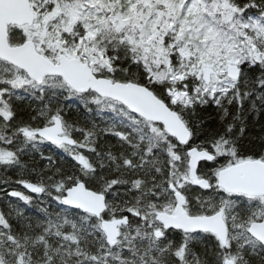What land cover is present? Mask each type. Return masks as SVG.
I'll list each match as a JSON object with an SVG mask.
<instances>
[{
    "label": "snow or ice",
    "instance_id": "6c2138e0",
    "mask_svg": "<svg viewBox=\"0 0 264 264\" xmlns=\"http://www.w3.org/2000/svg\"><path fill=\"white\" fill-rule=\"evenodd\" d=\"M254 94L264 0H0V264H264Z\"/></svg>",
    "mask_w": 264,
    "mask_h": 264
},
{
    "label": "trees",
    "instance_id": "16d2710c",
    "mask_svg": "<svg viewBox=\"0 0 264 264\" xmlns=\"http://www.w3.org/2000/svg\"><path fill=\"white\" fill-rule=\"evenodd\" d=\"M253 102L256 104V108L258 109V111L252 110ZM209 113L211 114V117L215 120L216 124H218V113L214 109H209ZM80 116L81 114L78 111V105L76 103H72L70 105L69 118L77 119ZM94 119L98 124H100L101 127H103V122L100 118L94 117ZM81 123H83V119H81ZM213 126H215V124ZM245 127L246 132L244 136V143L248 144V142L251 141L252 146L258 148L261 143V139L264 138V105H262L261 102L256 99V94H254L249 100L245 102ZM44 151L46 155L51 154L55 160L59 161L66 159L62 151L55 149L52 146H46ZM3 197L4 193L0 192V208L5 207L6 205V201L2 199ZM12 200L13 202H16L15 198H12ZM41 201L44 202L41 203ZM49 204L51 205L52 210L56 208L55 203L49 202L48 199L45 197H40L39 200L34 199L31 205H23V203L20 202V207L24 209L25 213L28 216H31L35 219L42 215L40 209L44 207H49Z\"/></svg>",
    "mask_w": 264,
    "mask_h": 264
}]
</instances>
